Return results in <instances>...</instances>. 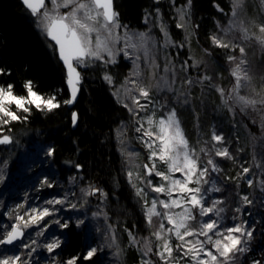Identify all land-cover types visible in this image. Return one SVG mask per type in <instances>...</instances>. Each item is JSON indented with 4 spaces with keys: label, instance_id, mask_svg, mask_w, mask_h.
Segmentation results:
<instances>
[{
    "label": "snow or ice",
    "instance_id": "1",
    "mask_svg": "<svg viewBox=\"0 0 264 264\" xmlns=\"http://www.w3.org/2000/svg\"><path fill=\"white\" fill-rule=\"evenodd\" d=\"M23 4L30 11L36 20L37 28L56 46L54 51L66 68L65 83L69 89V98L59 99L60 91L45 95L38 92L34 82L27 80L24 84L25 93L18 95L11 83L0 84V145L13 143L12 132L9 127L13 122H27L33 109L41 112H52L62 105H73L81 90L83 76L81 70L94 61H100L102 65L115 64L118 55L132 59L134 70L124 77L123 82L114 88L112 95L117 99L135 120V132L138 133L139 141L148 149L149 163L143 164V175L140 171L133 170L136 166L132 163V157L136 153L128 152L129 169L126 173L129 184L140 198L144 210L146 223L151 227L153 218L159 223L151 236L155 238V246L149 238L143 241L137 240L136 236L129 232L130 243L133 245L143 244V257L149 253L156 256L160 264H181L187 258V264H235L238 255L249 251L248 243L254 233V226L248 220H239L233 216V224L225 227L223 224L222 206L225 201L221 198L212 199L209 203L208 193H221L223 189L217 184H224L225 180H245L249 187L254 184L252 168L241 165V171L237 177H222L219 175L223 170L219 166L217 158L234 160L235 157L229 151L223 133L212 132L210 140L204 141L199 148L191 146L184 135L177 118L175 108H171L156 118V106L159 103L153 99L152 93L160 90H171V83L165 77H159L155 84L156 72L160 65L156 64L155 57L150 52L156 46V42L150 33H130L126 25L120 23V14L114 8L113 0H22ZM191 0H186L183 7L178 9L179 21L177 28L186 27L185 17L188 15L187 8ZM217 9L219 5H215ZM243 8V0H232L233 19L229 21L226 28L221 32L227 34L234 29L241 33V40L226 41L224 35L213 34L209 37L211 46L217 49L227 50L225 55L227 62L233 65L230 75L234 78L231 89L225 90L222 87L214 86L220 94L223 105L229 112L235 111L239 106L241 113L251 107L253 109L259 104L264 106V97L256 99L246 95H240V91L246 88L250 82L247 72L246 50L241 46L242 42L254 40L261 47H264V23L257 26V32L250 33L244 27V21L239 20ZM64 9V11H61ZM157 14L159 9L156 10ZM148 17H145L147 20ZM160 31L164 35V46L174 42L167 31V25L161 23ZM258 33V34H257ZM187 42V38L185 40ZM121 45L117 47V45ZM183 48L184 44L174 45ZM49 47H52L50 44ZM142 51L145 62L150 70L148 83L139 70L140 55ZM208 54V49L204 50ZM239 52V57L235 55ZM199 68V61L185 60L180 65L181 71L189 68ZM175 66L168 64L164 67L165 73L175 75ZM10 75L5 69L0 68V75ZM103 79L109 85H115L113 76L105 72ZM207 81L210 86L212 77L207 75L198 76L195 80L186 78L184 85L189 88L195 84ZM175 94V93H174ZM188 95L181 92L176 96V102H188ZM127 101V102H125ZM143 101V103L141 102ZM161 108L165 104L159 105ZM141 115V113H149ZM78 113L72 112L71 122L75 127L78 122ZM118 135L122 138L124 129H118ZM123 144V139H121ZM55 149L49 147L47 156L54 155ZM164 165V170L157 168V164ZM77 169L81 166L75 165ZM256 168H264V164H255ZM179 174V175H177ZM215 174V175H214ZM152 177L159 180L153 183ZM75 177L71 180L74 182ZM3 176H0V181ZM139 181L143 187L138 186ZM41 187L52 188L54 184L45 176L39 181ZM264 185V180L260 181ZM208 185L209 187H205ZM155 195L149 201L148 191ZM81 197L99 194L102 198L107 193L93 185L80 189ZM74 197L76 194L71 193ZM163 197V198H161ZM242 205H251L252 200L247 195H239ZM56 205H67L76 209L77 204L69 202V193L61 198L46 200L38 205L29 204L25 199L24 203L17 204L6 213L11 221L8 224L0 223V246H13L15 251L12 255L7 254V248L0 251V264H32L34 253L39 247H43L49 254H53L61 248L62 241L53 236L48 242L41 245L38 239L27 236L26 230L36 227V237L45 236L49 228V221L46 218L60 212ZM241 213V208L235 209ZM107 216L106 213L97 211L93 216ZM197 216L200 217L197 220ZM205 217L207 219H205ZM70 220V218H69ZM69 220L61 222V219L53 221L61 229L69 227ZM239 222H236L238 221ZM84 224L83 219L76 220V226ZM167 225V226H166ZM196 225V226H194ZM111 232L110 240L112 246L116 243V234ZM175 239L176 243H173ZM118 247V245H117ZM98 249L90 247L85 253H78L66 260H56L52 257V264H81V261H90L96 255ZM174 253L177 255L174 256ZM119 254V253H117ZM141 264H154L151 259L141 260ZM253 264H262L261 260H253Z\"/></svg>",
    "mask_w": 264,
    "mask_h": 264
},
{
    "label": "trees",
    "instance_id": "2",
    "mask_svg": "<svg viewBox=\"0 0 264 264\" xmlns=\"http://www.w3.org/2000/svg\"><path fill=\"white\" fill-rule=\"evenodd\" d=\"M185 3L186 0H115L120 23L129 29L145 28V17L153 15L159 9L170 34L178 42L184 40V31L176 27L177 9L183 7ZM215 5H219L223 12ZM191 9L198 39L207 48L213 49L215 73H221L225 69L227 50L213 48L209 37L217 32L218 24L223 21L225 14L231 12L232 0H191ZM49 45L48 39L37 28L35 18L22 0H0V68L10 72V75H0V84L11 83L14 85L15 93L23 95L26 94L25 82L32 80L38 92L49 95L59 90V99H68L66 69L54 51L55 47ZM181 55L187 58V50L182 51ZM129 68L130 64L122 59L115 64L90 67L83 71L81 93L73 109L68 105H62L52 112L33 109L27 122H13L9 127L12 129L10 135L13 141L34 146L38 140H42L51 145L55 149L53 162L64 173L65 178L76 174L84 183L96 184L107 193L104 208L121 239V249L124 253L122 263L138 264L140 253L130 243L129 232L136 236L145 235L148 224L144 218L143 208L128 182L125 160L116 141V129L123 122L130 123L131 115L117 102L112 95L110 85L103 79L105 72H108L116 82H120ZM211 93L207 101L211 104L208 103L206 114L202 113L201 105L197 106V112L202 113L206 129L211 123L223 126L225 134L233 139L231 150L234 156L240 145H237L238 141L246 143V164L252 166L253 156L257 150L254 151L252 148L251 140L256 137L257 129L259 130L263 125V120L260 119L261 111L249 107L245 125H249L251 131H247L241 125L236 130L232 126L236 122L227 118L229 113L215 115L212 112L216 106H219L220 99L213 91ZM74 111L78 112L79 117L76 127L71 122ZM224 113L226 117L222 116ZM185 119V126L190 129L188 135L192 142L195 134L189 133L196 124L194 122L196 116L189 111ZM261 128L263 137L254 138V142L261 139L264 148V126ZM261 158V164H264V149ZM232 161L237 163L235 159ZM77 164L81 166L79 169L75 167ZM223 168L226 177H237L239 168L236 164L224 163ZM252 171L258 173L259 168H252ZM244 187L250 196L259 191L257 187L252 191V187L247 186V183H244ZM245 211L254 215L250 224L255 227V231L249 251L243 258V264H251L253 260H261L264 264V192L263 196H259L254 205L247 206ZM67 235L69 245L64 251L69 256L83 254L85 233L71 225L68 227ZM81 264H97V262L92 258L87 262L81 261Z\"/></svg>",
    "mask_w": 264,
    "mask_h": 264
},
{
    "label": "rangeland",
    "instance_id": "3",
    "mask_svg": "<svg viewBox=\"0 0 264 264\" xmlns=\"http://www.w3.org/2000/svg\"><path fill=\"white\" fill-rule=\"evenodd\" d=\"M181 8V7H179ZM178 8V9H179ZM178 9H177V19L179 21L178 16ZM64 11V9H61ZM191 4L187 8L188 15L185 17L186 20V27L183 29L184 31V40L183 41H176L172 35L170 34L168 27L167 31L171 37V40L174 42L173 44H169L166 47L164 46V35L160 31L159 25L161 23L165 24L163 21L162 12L159 10L151 16L148 17L146 20V27L143 29H129L127 30L130 33H138V32H147L153 37L154 41L156 42L155 48H153L150 52L151 56L155 57L156 64L160 65L159 69H155L152 71L156 72V79L152 80V83L155 84L159 77H165L171 83V90H160L154 91L152 93L153 99L157 100L159 103L156 106V118H159L160 115L167 113L171 108H175L177 112V118L180 121V126L183 129L184 135L189 141L191 146L199 148L203 146L204 141H209L211 134L215 131L217 134L223 133L225 137V141L227 146L229 147V151L234 156V153L231 150L233 139L231 136H227L225 134V130L223 126H218L216 123H211L210 127L206 129L205 121L203 120L202 113L206 114V108L211 103H207L209 101L210 96L212 95L211 91L215 93L217 97L220 99L219 106L212 111L215 115L223 114V112L229 113L227 117L229 120H233L236 122L235 125H232L236 130L241 125L243 128H246L247 131L250 130L249 125H245V120L248 119L246 116L247 109L241 113L239 106H235L234 112H229L228 109L223 105L222 99L220 94L215 90L214 86H219L224 88L225 90L231 89L234 84V78L230 75L231 68L233 65H230L227 60L224 61V68L221 73H215L216 65L214 58V51L213 49L207 48L204 43H202L198 39V34L194 29V20L191 15ZM232 12V10H231ZM230 13L225 14L223 17V21H220L218 24V30L215 34L217 35H224L226 41L231 40H241V33L238 29H234L233 31L224 34L221 32V29L226 28L229 24V21L233 19ZM239 20L244 21V27H246L250 33L257 32V26L261 23H264V0H243V8L239 15ZM122 24V23H121ZM124 25V24H122ZM166 25V24H165ZM42 33V32H41ZM258 34V33H257ZM42 35L46 37L43 33ZM48 39V37H46ZM187 38V42H185ZM49 44L52 45V42L48 39ZM184 44L183 48L176 47L174 45ZM121 45H117L120 47ZM241 46H243L246 50V60H247V72L250 77V82L246 88L241 89L240 95H246L249 97H253L256 99H260L264 97V47H261L258 43L254 40L242 42ZM55 47V46H54ZM187 50V58L181 55V52ZM205 49H208V54L205 53ZM141 57L139 62V70L145 77V83H148V78L150 76V70L148 69L145 57L142 51H138ZM236 56L239 57V52L235 53ZM125 60L130 64L129 70L126 72L125 76H128L130 72L134 70V66L132 63V59L125 58L122 54L118 55L116 60L117 62L120 60ZM199 61L201 63V67L199 68H189L186 72L180 70V65L185 61ZM100 61H94L89 64L86 68L80 69L82 74L83 71H86L88 68H94L98 65L101 66ZM168 64L175 66V75L173 76L171 73H165L164 67ZM207 75L212 77L211 85L208 84L207 81L203 83H198L190 88L187 85L183 84V81L186 78H191L195 80L198 76ZM84 76V75H82ZM124 76V77H125ZM114 79V78H113ZM124 80V79H123ZM116 82L115 85H110L111 91H114V88L119 86L122 82ZM116 81V80H115ZM181 92H184L188 95L189 99L187 103H184L181 100L180 103L176 102V96L179 95ZM175 93V94H174ZM219 96H218V94ZM214 97V96H213ZM216 97V98H217ZM116 99V98H115ZM117 100V99H116ZM127 102V101H125ZM143 103V101H141ZM166 107L161 108L159 105L165 104ZM201 105L203 107L202 113L198 114L197 106ZM251 108V107H250ZM256 108L258 111H261L260 119L263 120L264 126V106L257 105ZM211 109V108H210ZM192 112L195 119V125L192 128L189 134L194 132L195 138L191 142L188 132L187 126H185V116H188V113ZM210 111V113H212ZM149 113H141V115H146ZM131 115V114H130ZM226 117L225 113L222 115ZM246 116V117H245ZM231 118V119H230ZM262 124V123H261ZM237 126V127H236ZM135 120L131 116V122H123L117 129H116V141L119 147V150L125 160L126 164V171L129 169L128 165V157L126 153L133 152L137 155L132 157V163L136 166L133 170H139L141 175H143V164L149 163L147 157L149 151L138 139V133L135 132ZM187 127V128H186ZM241 127V128H242ZM257 129L256 137L254 138H262V128ZM124 129V135L121 138L118 135V129ZM252 138V137H251ZM252 138V148L254 151L257 150L256 154L253 156V162L251 168H256L255 164L262 163V150L263 145L261 144L260 140H255ZM121 139H123V144L121 143ZM235 140V139H234ZM237 145V153L235 157L234 163L232 160L217 158L219 162L220 168L223 170L219 175L222 177H226L225 170L223 168V164H229L232 162L236 164L239 168L238 173L241 171V165L244 167H249L246 164V143H242V141H238ZM51 147V145L43 142L42 140H38L34 146L27 144L25 142L14 140L12 144L8 145H0V176H3V180L0 181V223L8 224L11 221L9 217L6 215L8 211L14 208L19 203H24L25 199L28 200L29 204L35 206L38 204L43 203L46 200H50L53 198H61L64 196L65 193H69V202L72 204H77L78 207L76 209H71L67 205L61 206L56 205V208H60L61 211L56 213L54 216L50 218H46L49 221V228L45 232V236L43 237H36V227H32L26 230V234L28 237L33 239H38L39 243L43 245L44 243L48 242V240L55 236L62 241L61 248L57 249L55 253L49 254L46 249L42 246L37 249V252L34 253V258L32 260V264H52V257L55 256L56 260H66L72 256H69L65 251L64 248L69 245L68 239V228L61 229L58 225L53 223L56 219H61V222L65 220H69V226L74 225L76 226V220L83 219L84 224L77 227L81 229L86 236L85 248L84 253L90 247H96L98 249L96 255L93 258L96 259L97 264H123L122 258L124 257V253L121 249V239L118 235L117 228L110 222L109 216H93V213L100 211L102 213H106L105 211V198H102L99 194L95 196H88L86 201L84 198L81 197L80 189L87 188L88 185H93L97 188H100L96 184L91 183H84L81 177H78L76 174L70 175V177L65 178L64 173L54 164L53 162V155L47 156L46 151ZM254 163V164H253ZM164 165L158 163L157 168L160 170H164ZM257 171V170H256ZM256 171H252V176L254 178V184L252 186V191H255L256 187L259 191L254 195L251 196L247 193L244 187L245 180H225L224 184H217L218 187H221L223 191L221 193L217 192H210L208 193L209 203L212 199L221 198L225 201L222 205L225 208V212L222 214L224 217L223 224L225 227L231 226L233 224L232 217L238 216L239 220H250L254 218L252 213L245 211L247 206H253L255 201L259 198V196H263L264 192V185L260 184L261 180H264V168H259L258 173ZM237 173V176H238ZM179 175V174H177ZM215 175V174H214ZM47 176L49 181L54 184L52 188L48 187H41L39 181L43 179V177ZM72 177H75V181L71 180ZM153 183H156L159 178L152 177ZM135 183L143 187L139 181H135ZM256 185V186H255ZM248 186V184H247ZM205 187H209L205 185ZM133 188V187H132ZM101 189V188H100ZM134 190V189H133ZM148 191V189H146ZM135 192V190H134ZM71 193H75L76 195L73 197ZM136 195V194H135ZM155 194L148 191V199L149 201ZM239 195H247L250 200L253 201L251 205H242L241 201L239 200ZM137 197V196H136ZM163 198V197H161ZM138 201L140 202V198L137 197ZM141 204V202H140ZM142 206V204H141ZM241 208V213H236V208ZM143 208V207H142ZM144 211V210H143ZM107 214V213H106ZM200 217L197 216V220ZM205 219H207L205 217ZM236 221V222H239ZM158 219L153 218V225L150 227L148 225V231L145 235H135L137 240L143 241L144 238H149L153 242V247L155 246V238L152 237L150 234L151 232L155 231V228L158 226ZM111 226V230L116 234V243L112 246L111 244L110 235L111 232L108 231V227ZM167 226V225H166ZM196 226V225H194ZM255 231V227H254ZM253 239V237H252ZM251 239V241H252ZM251 241L248 243V248H250ZM173 243L175 244L176 241L173 239ZM118 245V247H117ZM139 253H140V262L143 259H151L154 264H160L158 258L154 256L152 253H149L148 257H143V244H135L134 245ZM5 247L7 248V254L12 255L15 251L13 246H0V251H4ZM119 253V254H117ZM247 252L238 255L235 264H243V258ZM177 254L174 253V256ZM181 264H187V258L181 262ZM253 264V262L251 263Z\"/></svg>",
    "mask_w": 264,
    "mask_h": 264
},
{
    "label": "water",
    "instance_id": "4",
    "mask_svg": "<svg viewBox=\"0 0 264 264\" xmlns=\"http://www.w3.org/2000/svg\"><path fill=\"white\" fill-rule=\"evenodd\" d=\"M113 3H114V8H115V10H116V6H115V0H113ZM49 39V38H48ZM50 40V39H49ZM51 41V40H50ZM52 42V41H51ZM53 44H54V42H52ZM55 46V45H54ZM56 47V46H55ZM60 60V59H59ZM61 63H62V61H61ZM63 64V63H62ZM63 66H64V64H63ZM65 67V66H64ZM66 69V68H65ZM78 70H80V69H78ZM81 74H82V72H81ZM83 81V80H82ZM80 93H81V90H80V92L78 93V96H77V100H76V102H75V104H73V105H68L70 108H74L75 107V105L77 104V101H78V99H79V96H80ZM75 112H77V111H75ZM78 113V112H77ZM77 125V124H76ZM76 127V126H75ZM9 246H11V245H9Z\"/></svg>",
    "mask_w": 264,
    "mask_h": 264
}]
</instances>
